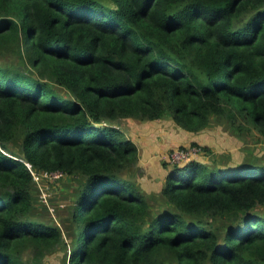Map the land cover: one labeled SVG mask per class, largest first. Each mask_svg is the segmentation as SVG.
<instances>
[{
    "label": "trees",
    "instance_id": "1",
    "mask_svg": "<svg viewBox=\"0 0 264 264\" xmlns=\"http://www.w3.org/2000/svg\"><path fill=\"white\" fill-rule=\"evenodd\" d=\"M1 53L20 60L0 64V264H264V165H174L157 210L118 125L264 138V0H0ZM57 172L60 225L37 201Z\"/></svg>",
    "mask_w": 264,
    "mask_h": 264
},
{
    "label": "rangeland",
    "instance_id": "2",
    "mask_svg": "<svg viewBox=\"0 0 264 264\" xmlns=\"http://www.w3.org/2000/svg\"><path fill=\"white\" fill-rule=\"evenodd\" d=\"M19 60L20 58L10 53L0 55V64L3 65L15 64ZM23 68L26 70L25 66ZM59 91L63 96H71L65 89H59ZM240 122L249 128L242 134L232 129L226 119H214L210 127L194 133L185 131L170 118L156 121L124 119L118 123L119 127L139 148L138 163L128 168L125 175L140 184L141 188L151 196V204L159 210L163 207L161 190L169 168L174 165H183L188 161L197 160L211 166L228 162V166H236L247 160L263 166L264 138L251 123L241 120ZM193 147L201 149L198 154L187 159L179 155L182 151L186 152ZM53 179L55 178L50 177L49 183L40 182V196L37 201L41 202L47 197L51 211L44 212L42 218L48 223L60 225L62 224L61 215L64 212L68 213V208L73 205L75 198H72L74 196L71 192L75 190L76 185L66 188L61 184L67 182V178L64 181H56L54 184L51 182ZM260 212L264 213V209L262 208ZM70 242L71 240L68 239V243ZM67 251L69 252V248ZM27 257L28 254L25 255V258ZM66 261L67 252L64 249L49 255L44 264H67Z\"/></svg>",
    "mask_w": 264,
    "mask_h": 264
},
{
    "label": "built area",
    "instance_id": "3",
    "mask_svg": "<svg viewBox=\"0 0 264 264\" xmlns=\"http://www.w3.org/2000/svg\"><path fill=\"white\" fill-rule=\"evenodd\" d=\"M201 149L200 148H198V147H193V148H190L188 151H182V153L181 154H179L180 156H182V157H185L186 159L187 158H191V156H194V155H196V154H198L199 153V151H200ZM190 160V159H189ZM63 175V173H60V172H57V173H51L50 175H46V176H48L49 178L50 177H52V178H59L60 176H62ZM34 176H35V179L36 180H39V176H37V174L36 173H34Z\"/></svg>",
    "mask_w": 264,
    "mask_h": 264
}]
</instances>
